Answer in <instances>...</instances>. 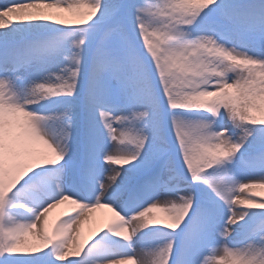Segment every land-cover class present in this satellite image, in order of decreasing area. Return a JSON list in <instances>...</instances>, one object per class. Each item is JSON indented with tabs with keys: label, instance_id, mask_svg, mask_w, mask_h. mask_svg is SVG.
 I'll use <instances>...</instances> for the list:
<instances>
[{
	"label": "snow or ice",
	"instance_id": "1",
	"mask_svg": "<svg viewBox=\"0 0 264 264\" xmlns=\"http://www.w3.org/2000/svg\"><path fill=\"white\" fill-rule=\"evenodd\" d=\"M177 11L185 13L190 22L172 28ZM62 12L77 13L79 19L57 18ZM50 23L73 30L0 47V264H63L86 248L89 255L99 249L90 242L102 231L130 242L136 233L154 225L170 230L162 243L138 251L129 243V250L120 255H107L100 249L91 264H232L233 260L264 264V214L254 225L241 226L248 231L239 242L231 239L233 226L249 217L251 209H264V200L242 198L245 189L264 187V120L249 114L256 96L264 92V56L253 54L252 48L258 42L264 52V0H200L193 8L178 0H4L0 5V30L5 36L31 28L49 29ZM69 37H75L71 44ZM209 37L236 57L217 62L216 72L222 74H206L205 68L186 58V49L211 46ZM33 65L38 66L39 79H30L18 90L11 87L21 78L17 73L27 72ZM82 79L86 81L83 88ZM204 93L211 103L200 102ZM217 94L219 99L212 100ZM54 96L67 98L62 111L54 114L64 119L55 141L42 126L52 116L37 114L30 107ZM121 105L126 111L120 110ZM176 109L206 110L212 118L187 119ZM76 110L86 115L87 126L82 160L69 179L73 186L87 188L86 194L94 195V202H83L74 192H61L39 211L29 209L34 211L32 220L9 223V206L27 207L13 204L9 194L27 183L33 169L56 165L68 156ZM221 113L240 130L239 135L227 127L214 128ZM98 121L114 145L111 150L97 136ZM169 128L189 172V188L203 183L211 192L199 203L193 191L153 200L125 217L108 192L113 185L120 187V166L130 161H139L138 169L151 165V160L141 159L146 147H151L152 160L160 161L159 169L146 181L149 188L175 191L170 185L183 179L168 154L165 133ZM245 145L247 149L241 152ZM238 153L243 167L258 175L239 179L232 174L228 165ZM100 160L109 164L110 171L98 182ZM66 167L56 168L52 176L58 178ZM62 197L79 203L53 223L49 235V211L45 209ZM221 201L229 214L218 223ZM149 205L174 211H163L166 218L157 219L146 212ZM101 207L115 209L121 219L113 215L98 221L83 236L84 214ZM238 211L242 218L237 217ZM42 218L44 230L38 242L30 241L28 237ZM186 219L188 225L177 249L172 232ZM58 225L67 232H57ZM45 234L50 238L44 239ZM81 237L85 238L82 244ZM217 243L220 247H211ZM234 243L243 246H230ZM209 247L212 255L204 256Z\"/></svg>",
	"mask_w": 264,
	"mask_h": 264
},
{
	"label": "bare ground",
	"instance_id": "2",
	"mask_svg": "<svg viewBox=\"0 0 264 264\" xmlns=\"http://www.w3.org/2000/svg\"><path fill=\"white\" fill-rule=\"evenodd\" d=\"M3 3H4V0H0V5H2ZM68 14H73V16H75L74 17L75 19L79 18L77 13H68ZM57 18H60V15ZM57 27H59V26H57ZM31 32H32V35L34 36V38L33 37L31 38L32 40H37L36 35L44 36V37L50 35V34L47 35V31L45 29H39L36 31H31ZM40 32H41V35H40ZM2 33H3V30H0V47L5 46V45L11 46L14 43L17 44L16 43L17 40L14 39L16 32H10L7 36L3 35ZM18 40H20V38H18ZM37 68H38L37 65H33L27 72H18L17 76H19L21 78L14 80L11 87L18 90L20 87L27 84L30 79H39L41 73L37 70ZM261 78L264 79V76H262ZM54 99L55 100L57 99L56 96L50 97L49 101H47L46 104H44V105H39L38 109H44V108L52 105L54 103L53 102ZM254 102H255L254 108H256V110H255L256 116L259 115L264 120V92H261L260 94H258L256 96ZM34 105H37V104H34ZM34 105H31V106H34ZM63 107H64V105L59 106V107L49 111L48 115L40 114V115H44V116H52L51 119H48V120L42 122V126H43L44 130L47 132L49 138L52 139L53 141L58 139V133L60 132V129L64 125V119L63 118L57 119L54 114L62 111ZM120 110L126 111V109L122 105L120 106ZM76 117H77V114H75L73 117V126L71 129V138L69 140V144H70L69 154H68V156L64 157L62 161H59L60 165L58 166V168L61 167L62 165H64L63 163L66 162L65 160L67 158H70V157L74 158L76 156V154L79 157V155L81 154L79 144H77V142L76 143L72 142V140L75 139V137L73 135L75 134L76 136H78L80 134L79 130L82 128L81 115L79 116L80 119H78L77 125H75V121H76L75 118ZM17 118L23 119L22 117H19V116H17ZM83 119L84 120L82 122L84 123L83 129H84V133H85V129L87 126L86 115H84ZM0 120H2V114H0ZM102 128H103V124L98 121V123H97V136H98L99 140L103 143V146L109 145V150H111L114 148V145L111 142H109V139L106 137ZM257 134H259V133H257ZM83 140L85 142V135H83ZM76 144L78 146H76ZM2 147H3V145H2V127H0V155H2ZM148 154L149 155L151 154V147L148 151ZM131 162H133V161H130L128 163V165H130ZM66 164L68 165V167H66L63 172L59 173L58 178L54 177V178L49 179L50 177H48L49 180H52V182H51L52 185L50 187H48L46 191H44V195L46 196L45 198H42L41 197L42 193L40 191H37L38 194L36 197H38V200H37V202L35 201L36 204L31 200H29V202H27L25 200H22L23 198H20L19 196L15 197L16 202H24L23 204L26 205L27 207H23L21 213H20V211H17V213H15L13 210L9 211L10 217L12 219L11 222H27V221L32 220L34 218V211H39L44 206H46L49 202H53L56 198H58L60 196L61 192H74V193H76V195L78 197H80V199L84 196H86V198L91 197L92 200L89 202H94V199H95L94 195L86 194L88 191L87 188H85L83 186H80V187L73 186L71 180L69 179V176L73 173L74 165H72V163H70V161L66 162ZM126 165H125V167H127ZM108 171H110V166L108 163H105V164H102L101 166H98V172H97L96 180L98 182H99V180L103 181L105 179ZM233 171L235 172L236 170H233ZM244 172H245V167H243L240 164L237 168V173H235V174L237 176H242ZM47 174L48 173H45L43 175V177H46ZM258 174L259 173H256V175H258ZM50 175L52 176V174H50ZM127 175H128V173H126L122 168L121 179ZM2 182H3V178H2V174H0L1 185H2ZM28 184L31 187L33 186L32 183L31 184L28 183ZM57 185H59V187H57ZM112 187L113 188L109 189L108 195L113 198V200L115 201L117 206L120 207V209L133 206V203L135 205V202H137V201L141 202V198H143L142 200L149 198L150 202H151V201L157 200V199L164 200V199L176 197L174 193L169 192L167 190H164L162 188L152 190L151 188H149L147 186V187H143V190H145V191L142 192L143 194H142L141 198H138V196L134 195L133 200L131 201V203L132 202L133 203L132 204H126L123 202L124 194L118 193L116 195H112L113 191L117 190V185H113ZM33 188H35V189L37 188L39 190V187L35 184H34ZM97 190H98V188H97ZM247 190H248L249 194L251 195V197H256L258 199L264 200V187H253V188H250ZM132 194H134V192ZM20 196H23V195L21 194ZM82 201L88 202L85 200H82ZM127 203H130L129 200L127 201ZM71 207H75V206L71 205L70 202H65L64 204L58 205L56 208L49 211V213L47 214L49 235L52 234L53 223L59 217L66 214ZM29 209H32L34 211H29ZM113 215L114 214H113L112 210L108 209L106 207L96 208V209L91 210L90 212H86L84 214V216H86L87 219H85V222L81 226V229H80L82 235L86 237L88 235L89 231L91 230V228L95 226L96 222L106 221V220L110 219ZM150 216L163 220L166 218V213L163 212L161 210V208L158 207V208L152 210V212L150 213ZM125 217H128V216H125ZM247 221H248L247 219H245L244 221H240V222H238V225L242 226ZM252 221L253 220L248 221L249 222L248 224H250ZM148 227H150V228L136 233L130 242L129 241L126 242L125 240H123V238L116 237L114 234L107 232V230L102 231L96 237H94L92 242H90V244L99 245L100 246L99 249H97L96 251H93L92 254L89 255V251L86 248V250L84 252H82L80 256L69 258L68 260L63 262V264H69V263L72 264L73 261L75 262V264H91V261L93 258H98V252L100 249L105 250L107 255H120L121 253L129 250L127 247V245L129 243L131 244V248L135 249L137 251L140 250L142 247H147V246L155 247L156 245L162 243L163 240H159V241L150 240L149 237L156 238V235H154V233H157V231H159V230L168 231L166 226L154 225V226H148ZM245 229L246 228H244V227L240 228L241 231L235 232L234 234L238 235L242 231H244ZM43 230H44V224H43V218H42L40 224L38 225V228L36 230H34L33 234H30L28 239L30 241H33V242H38L37 237L43 232ZM102 238L109 239L111 242H113L117 246H111V244H102V241H101ZM233 261L237 262L238 260H233Z\"/></svg>",
	"mask_w": 264,
	"mask_h": 264
},
{
	"label": "rangeland",
	"instance_id": "3",
	"mask_svg": "<svg viewBox=\"0 0 264 264\" xmlns=\"http://www.w3.org/2000/svg\"><path fill=\"white\" fill-rule=\"evenodd\" d=\"M178 2H180V0H178ZM68 13L69 12L60 13V18H64V19H67V20H75V18H74L75 16H73V14H68ZM76 19H79V18H76ZM34 23H45V22H34ZM57 26H59V27H57ZM185 27H187V26H185ZM36 30H39V29H35V28L33 29V28H31V29L16 31V34L14 36V39L15 40H18V38L21 39L24 36H29V34H30V36H32V32L31 31H36ZM45 30L47 31V35L48 34L52 35V34H54L55 31H65V32H67V31H72L73 29H72V26H60V25H57L55 23H50L49 29H45ZM40 35H41V32H40ZM77 35H78V33H77ZM36 36H37V39H41V38L44 37V36H39V35H36ZM74 38L75 37H69L68 38V43L71 44V40L74 39ZM21 41H23V40H20L19 42H21ZM237 75H239V73H237ZM230 76H234V73H230ZM56 98L57 99L56 100L54 99L53 102H55L57 100L59 102V101H62L63 99H66V97H64V96H56ZM49 99L50 98H47V99H45V100L37 103V105H44V104H46L47 101H49ZM254 106H255V102L250 106V113L249 114L251 116H253L254 119L263 120L259 115L256 116V113H255L256 108H254ZM175 111L178 114H180L182 117L187 118V119L197 120V119H205V118L211 119L212 118L211 117V114L208 113L206 110H182V109H176ZM195 111H199V112L195 113ZM76 113H77V110H76ZM221 117L223 118V119H221L222 121L218 122V119H217L215 121L214 128L227 127V128H229L230 131H234L236 135H239L240 134V130L234 129V126L232 125L231 121L228 119V117H227L226 114L221 113ZM78 119L79 118H75V120H76L75 121V125H77ZM262 127H264V126H262ZM102 130H103V132L105 131L106 134H107V131H106V129L104 127L102 128ZM73 136L75 137V139H73L72 142L73 143H76V137L77 136L75 134ZM79 136H78V138H79ZM107 136H108V134H107ZM165 138L167 140V145L166 146H167V149H168V154L171 155L173 157V159L175 160V162H176L177 173L181 177H183V179L174 180L172 182V184H175L177 186V187H175V191H172V193H174L175 196H177V195H180V194H184V193H186L188 191H193L196 194L197 203H199L201 201L199 199L201 197H204L205 198L206 194H209L211 192V189L207 185H205L203 183H201V184H192L191 187L189 188V186H188L190 184L189 172H188V170H187V168L185 166V162L181 159L180 150H179V146H178V143H177V138H176V136L174 134V131H172L171 128H169L166 131ZM147 143L149 145H151L152 144V141L149 140ZM105 149L106 150H109V145H106L105 146ZM149 149H150V147H146L143 150V155H142L141 159L147 158V159L151 160L152 162H151V165L150 166L142 167V168H139L138 169L137 168V165L139 164V161H133V162H131L130 165L127 164L126 165L127 167H125V165L124 166H120V167L123 168V170L126 173H128V175L125 176V177H123L121 179V181H118V184H120V186L121 185H124L127 182L132 183L133 181L137 180L138 177L142 176L144 173H146V172H148L150 170H153V171L155 170L154 171V173H155L159 169V167H160V161L159 160H152V155L151 154L150 155L148 154ZM246 149H247V145H245V147L241 149V152H244ZM69 159H70V161L72 160L71 162L73 164H78V162L80 160V158L78 157L77 154H76V156L74 158L71 157ZM240 164H241L240 156H238V154H237L236 155V159H234L233 162L230 165H228L229 168L232 167V170L231 171H232V174L235 177H237L239 179H244L248 175L256 174V173H251L248 169L245 168V172L243 173V175L242 176H237L235 173H237V168H238V166ZM56 166L55 165H40V166H38V168L33 169L32 172L29 173V176L31 178H33V177L36 178V176H38L39 174L43 173L45 170L47 171V169H52V170H50V171L47 172L48 173L47 176L50 177V178H54L50 174H52V172L55 170L54 168ZM74 170L75 169H73V172H74ZM233 170H236V171L234 172ZM207 171H208L209 174H214L213 169L210 170V171L209 170H207ZM28 181H29V179H27V182ZM143 182H144V179L141 181V184ZM172 184H171V186H172ZM0 185H1V183H0ZM26 186L29 187L30 189L27 188ZM25 188H27V190H29V192H30V190H31L32 187L29 184L27 185V183H25V184H23V186H18L16 189H14L9 194V198L11 199V201H12L13 204L19 205V204H23L24 203V202H16L15 201V197L16 196H19L20 198H23L22 200H25V201L29 202V196H28ZM21 194L23 196H20ZM242 198H244V199H250V198H252L247 189L244 190L243 195H242ZM146 201H148L150 203L149 198ZM241 207H247V205H243ZM20 208H23V207H11V206H9L7 208L8 216L10 217V212L9 211H11V210H14L16 213H17V211L22 212V209L20 210ZM228 214L229 213L227 211V206L221 201L219 203V208H218L217 213H216V220H217V222L219 223V222H222L223 220H225L227 218ZM261 214H264V209H252V210H250V216L249 217H246L245 219H247L248 221L253 220V222H255V221H258V219L260 218V215ZM190 218L191 217L189 216V219ZM248 221L245 224H248ZM8 222L10 223L11 221H8ZM245 224H243V225H245ZM187 225H188V220L184 221L180 227H178L174 232H172V235L174 237L175 247L177 249H178L179 239H182V232L187 227ZM233 227L235 228V231L233 232L231 239L233 240V238H235L236 240L234 239V241L241 240L243 238V236L246 234V232L248 231V229L246 228L239 237H235L234 233L235 232H238V231L240 232L241 231L240 228H243V227L238 226V225L237 226H233ZM148 228H150V227H146L145 229H148ZM169 231L170 230H168V232ZM164 234L165 233L162 232V231L159 232V233H154V235H156L157 237L156 238L149 237V239L150 240H155V241L164 240V238H165ZM217 240L218 241L220 240V237L218 236V234H217ZM106 241H108V240L106 239ZM219 246H220V244L217 243V244H213L211 247H219ZM230 246L241 247L243 245L242 244H236V245H230ZM211 247H209L206 251H211ZM232 264H240V262L239 261H237V262L232 261Z\"/></svg>",
	"mask_w": 264,
	"mask_h": 264
},
{
	"label": "clouds",
	"instance_id": "4",
	"mask_svg": "<svg viewBox=\"0 0 264 264\" xmlns=\"http://www.w3.org/2000/svg\"><path fill=\"white\" fill-rule=\"evenodd\" d=\"M180 3L189 8H193V7H197L200 5V0H180ZM96 10L98 11V9ZM172 19L175 21V24L171 25L172 28H175V25L177 24L190 22L187 18V15L181 11L175 12L174 15L172 16ZM209 40L212 41L211 46L201 44L199 45L198 51L195 49L193 50L186 49V52H187L186 58L189 59L193 64L205 68L206 74L208 73L222 74V73L216 72L217 62L221 60H229V61L234 60L236 59V57L232 55L231 53L224 51L221 46H217L215 43V40L212 37H209ZM181 46L183 47V45ZM207 95H208L207 93L201 94V96L199 97L201 103L209 104L212 102L208 99H205V96ZM218 99H219V94L212 97V100H218ZM65 201L70 202L71 205H75L79 203L78 201H75L72 198L62 197L60 201H56L52 205H48L45 210L50 211L54 209L57 205L63 204ZM153 208H154L153 205H149L148 209H146V212L150 215ZM161 210L166 211V212L174 211V210H169V209H161ZM112 212L117 219H121V217H119V213H117L115 209H112ZM236 215L238 218H242V214L239 211L236 213ZM174 218H178V216ZM56 231L57 232H67V229L58 225ZM49 238L50 237H48L47 234H45L44 239H49ZM84 239H85L84 237H81V240H80L81 244L84 242Z\"/></svg>",
	"mask_w": 264,
	"mask_h": 264
}]
</instances>
